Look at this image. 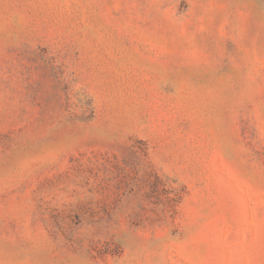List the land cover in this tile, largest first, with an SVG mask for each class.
<instances>
[{
	"label": "rangeland",
	"instance_id": "obj_1",
	"mask_svg": "<svg viewBox=\"0 0 264 264\" xmlns=\"http://www.w3.org/2000/svg\"><path fill=\"white\" fill-rule=\"evenodd\" d=\"M0 264H264V0H0Z\"/></svg>",
	"mask_w": 264,
	"mask_h": 264
}]
</instances>
